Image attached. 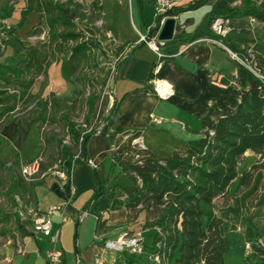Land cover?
Instances as JSON below:
<instances>
[{
  "label": "crops",
  "instance_id": "obj_1",
  "mask_svg": "<svg viewBox=\"0 0 264 264\" xmlns=\"http://www.w3.org/2000/svg\"><path fill=\"white\" fill-rule=\"evenodd\" d=\"M92 1L85 0L89 10ZM95 1L99 6L98 18L81 28L89 37L92 67L97 70L91 78L96 101L88 124L95 132L85 144L87 162H65L63 170L67 180L52 174L36 178L31 203L37 213L70 197L66 219L61 222L57 214L50 218L51 234L58 231L55 244L50 236L30 227L25 234H16L13 239L0 244V264H47L46 254L52 247L62 253L58 264H94L95 258H99L101 264H122L127 258L150 263L148 250L155 231L141 228L145 217L143 211L136 217H129L127 208V204L139 199L144 190L139 181L133 182L121 171L119 164H113L114 159L121 157L128 162L140 163L145 158H165L174 151L185 150L188 141L200 136V119L211 105L220 111H228L237 103L236 60L221 46L199 39L187 44L169 43L161 47L163 55L158 56L146 43H137L139 34L147 36L154 27L159 0ZM190 1L173 0L174 6H183ZM209 8L207 4L183 11L174 16L175 25L180 24L190 33ZM200 10L202 12L195 18L193 14ZM13 15L18 16V11ZM181 16L183 20H180ZM186 18L190 21L184 25ZM5 20L13 25L10 18ZM42 21L44 24V19ZM232 25L233 30L222 39L224 43H237L264 59V23L243 17L232 21ZM43 29L47 30L45 24ZM15 35L23 38L26 45H34L25 41L30 36L25 37L18 31ZM41 45L34 46L38 49V62L47 64L46 77L36 76L31 92H40L45 98L51 94L58 98L71 97L73 66L68 60V46L61 41L50 45L47 33ZM12 58L18 59L9 48L5 54H0V63H13ZM261 70L264 74V66ZM152 77L172 83L173 95L160 99L152 93L149 84ZM15 97L12 89L0 86V107L10 105ZM114 99L119 101L114 122L120 131H114L103 120ZM42 147L35 118L19 117L14 112L0 126V178L12 162L17 161L21 168L39 161ZM257 159V154L245 151L237 165V177L229 185L227 203L223 204L222 197H217L211 204L203 206L202 218L208 215L209 220L212 217L221 219L219 232L227 240L224 264H249L250 249H246V244L251 245L264 237L263 171L254 170L250 183L238 187L239 176ZM96 176L109 179L115 186L111 196L103 195L96 203H91L97 186ZM81 211L87 214L78 219ZM97 218L101 219L102 225L95 233ZM136 231H141L143 236L142 253L131 254L105 246L107 240L121 233Z\"/></svg>",
  "mask_w": 264,
  "mask_h": 264
},
{
  "label": "trees",
  "instance_id": "obj_2",
  "mask_svg": "<svg viewBox=\"0 0 264 264\" xmlns=\"http://www.w3.org/2000/svg\"><path fill=\"white\" fill-rule=\"evenodd\" d=\"M237 1L191 0L186 5L174 6L164 14L156 15L155 25L146 37L149 39L156 35L163 16L174 17L207 4L210 5L209 10L190 33L176 23L172 39L165 44H187L203 37L217 38L210 30L212 21L217 17L228 18L231 22L253 17L264 23V0H239V5L235 4ZM98 9L97 2L93 0L90 9L93 16L88 19L82 5L74 0H0L1 42L18 57L13 63H0V86L16 93L10 105L0 107V126L17 109H26L33 104L26 117L35 118L43 143L39 172L35 176L24 177L17 161L5 167L0 178V194L9 200L10 207L16 205L14 195L25 203L34 201L36 178L49 174L54 167L63 169L67 161L75 164L87 162L85 144L95 128L83 129L73 121L72 113L76 110L74 98H78V102L85 106L83 124L87 126L96 101L91 78L97 70L92 67L89 37L78 28L76 20L91 24L98 18ZM15 11L19 13L18 21L6 27L2 20L10 18ZM31 12L36 14L37 20L25 32V37L39 35L45 24L49 44L61 41L69 48L68 60L73 66L70 81L74 85L71 97L58 98L51 94L45 98L40 92H31L34 78L38 75L46 77L47 67V64L38 62V49L34 45H26L23 38L15 35ZM189 21L190 18H186L184 25ZM222 42L240 57L247 54V50L237 43ZM254 58L260 66H264L263 58L258 55ZM236 66L234 85L238 100L235 107L220 111L211 105L200 119V136L188 141L185 150L174 151L165 158H145L140 163L128 162L121 157L114 159L113 164H119L121 171L133 182L139 181L144 190L139 199L127 204V208L129 217H136L139 211H143L145 217L141 228L155 231L148 254L157 256V260L148 264H224L227 240L219 232L221 219L212 217L204 225L203 206L211 204L217 197H222L223 204L227 203L229 185L237 177V165L245 151L254 152L258 159L239 176L238 187L250 183L254 170L261 169L264 173V81L238 61ZM118 103L114 99L103 119L114 131L121 130L114 122ZM55 123L60 125L64 136L42 129L43 125ZM96 179L91 203H96L103 195L111 196L115 186L109 179L98 176ZM10 216L9 211L0 205V225ZM13 216L18 233L28 232L30 221H21L17 213ZM101 225V219L97 218L95 233ZM262 240L261 246L255 242L250 245L249 264H264V237ZM122 264L145 263L127 258Z\"/></svg>",
  "mask_w": 264,
  "mask_h": 264
},
{
  "label": "built area",
  "instance_id": "obj_3",
  "mask_svg": "<svg viewBox=\"0 0 264 264\" xmlns=\"http://www.w3.org/2000/svg\"><path fill=\"white\" fill-rule=\"evenodd\" d=\"M172 7H174L173 0H159V6L157 9V15L164 14L168 10H170ZM167 16H163L160 20V25L163 22V20ZM249 21L256 22L257 20L253 17H248ZM2 23L6 25L5 20H2ZM159 25V26H160ZM6 27H8L6 25ZM210 30L217 36V38L213 37H203L199 38V40H207L211 43H214L216 45L221 46L225 50L229 52L232 58H234L236 61H238L240 64H242L247 70H249L255 77L258 79L264 81V74L262 73L261 66L258 64L256 59L254 58V55L247 51V54L244 56H238L236 53L230 51L224 44H223V38L233 30V25L231 20L224 17H217L215 18L211 25ZM144 42L149 47H151L158 56H162L163 53H161L160 49L161 47L165 46V41L158 40L156 35L152 38H147L144 35L139 34L137 43ZM150 84V91L154 93L158 98L160 99H168L171 95L174 93V86L172 83L167 81H162L157 79L156 77H152L149 80ZM152 117V116H151ZM152 119L155 122H159V119L156 117H152ZM91 127H88L87 130H89ZM21 174L26 178H31L35 176L39 172V161L33 162L31 164H25L21 167ZM49 174H52L56 177H58L61 180H67V174L66 172L61 169L54 167L53 170ZM70 205V197L55 203L51 206H49L46 210L42 212L36 213L33 221H32V228L36 231L42 233L45 236H50L51 242L55 244L58 236V231H56L54 234H51V216L54 214H57L60 218V221H64L66 219V210ZM87 214L86 211H81L78 214V219H81L83 216ZM257 245H262L263 240L259 239L255 241ZM105 246L115 249V250H126L130 252L131 254H139L142 253L144 250L143 247V236L141 231H136L134 233H121L116 238L107 240L105 242ZM246 249H250V244H246ZM47 264H58L61 261L62 253L60 250L56 249L55 247H52L50 250H48L47 254ZM151 260H157V256H151L149 255ZM94 264H101V261L99 258H95Z\"/></svg>",
  "mask_w": 264,
  "mask_h": 264
},
{
  "label": "rangeland",
  "instance_id": "obj_4",
  "mask_svg": "<svg viewBox=\"0 0 264 264\" xmlns=\"http://www.w3.org/2000/svg\"><path fill=\"white\" fill-rule=\"evenodd\" d=\"M76 3H79L82 5L85 13H87L88 19L93 16V13L91 10H89L88 5L85 3V0H74ZM235 4L239 5L240 1L238 0L235 2ZM197 12L196 14H193L195 18L199 16V13ZM19 16V13H18ZM18 16H11V22L12 24H16L18 21ZM183 16L180 17V20H183ZM5 20V19H4ZM37 17L36 14L31 12L28 14L26 17V20L24 21L23 25L18 29V32H21L22 35L24 36L25 32L36 22ZM6 21V20H5ZM6 24L10 25L9 20L5 22ZM77 26L79 29L83 28L84 25H89L88 22L85 20H76ZM46 29H43V31L40 33V35H34L30 36L28 38H25L26 43L34 44V45H39L40 47L42 46L41 43L45 41L46 39ZM1 30H0V54H5L6 50H9L8 47L3 48V44L1 42ZM16 58H12L11 61H15ZM76 103V110L72 113V119L76 123L80 124L83 129H87L89 127V124L87 123V126L83 124V119H84V114H85V106L82 105V103L78 102V100H75ZM33 107V104H30L26 109H17L15 113L19 117L22 116H27L28 113L31 111ZM42 129L44 130H52L55 133H58L60 136H64V132L62 131L60 125L58 124H53V125H43ZM65 139L67 140V136H65ZM0 194V205H3L7 211L11 214V216L0 225V244L7 241L8 239H13L16 234H19L16 227H15V217L13 216L14 213H17L18 217L20 218L21 221H30V226L32 227V221L37 213L36 209L32 205V203H25L18 195H14L15 199V206L10 207V202L8 199ZM209 216L204 215L203 223L206 225L209 221Z\"/></svg>",
  "mask_w": 264,
  "mask_h": 264
},
{
  "label": "water",
  "instance_id": "obj_5",
  "mask_svg": "<svg viewBox=\"0 0 264 264\" xmlns=\"http://www.w3.org/2000/svg\"><path fill=\"white\" fill-rule=\"evenodd\" d=\"M175 31V18L166 17L158 28L157 39L163 41H169L172 39ZM85 153V150H84Z\"/></svg>",
  "mask_w": 264,
  "mask_h": 264
},
{
  "label": "bare ground",
  "instance_id": "obj_6",
  "mask_svg": "<svg viewBox=\"0 0 264 264\" xmlns=\"http://www.w3.org/2000/svg\"><path fill=\"white\" fill-rule=\"evenodd\" d=\"M167 17H169V16H167ZM175 18V17H174ZM158 32V31H157ZM175 32V31H174ZM156 35H157V33H156Z\"/></svg>",
  "mask_w": 264,
  "mask_h": 264
}]
</instances>
